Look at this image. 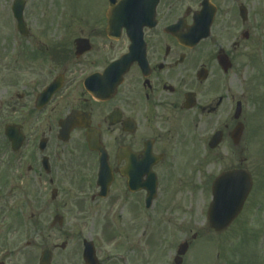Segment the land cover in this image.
I'll use <instances>...</instances> for the list:
<instances>
[{"label": "flooded vegetation", "instance_id": "1", "mask_svg": "<svg viewBox=\"0 0 264 264\" xmlns=\"http://www.w3.org/2000/svg\"><path fill=\"white\" fill-rule=\"evenodd\" d=\"M83 4L58 7L60 17L73 16L67 22L25 23L24 32L0 25V229L10 231L33 189L47 211L48 191L57 198L68 184L74 220L90 222L98 256V225L115 223L112 235L126 245L138 235L148 174L157 184L153 207L161 186L188 175L200 153L218 155L231 141L221 122L223 88L247 68L258 15L254 0H160L153 24L132 32L133 25L109 26L112 0ZM230 123L238 122L232 116ZM215 133L221 141L210 150ZM100 153L112 176L105 194L97 184ZM137 243L126 251L137 254Z\"/></svg>", "mask_w": 264, "mask_h": 264}, {"label": "rangeland", "instance_id": "2", "mask_svg": "<svg viewBox=\"0 0 264 264\" xmlns=\"http://www.w3.org/2000/svg\"><path fill=\"white\" fill-rule=\"evenodd\" d=\"M254 2L258 15L253 38L256 46L253 45V52L245 61L247 68L241 78L226 79L221 108V122L232 130L236 124L230 123L235 102L241 103L244 133L239 148L244 153L238 155L229 139L218 155L200 153L198 159H193L192 167L188 164V175L185 172L176 177L171 187L161 186V197L144 212L138 235L133 241L128 240L127 245L123 238L112 235L115 223L107 224V229L105 224H97L98 241L93 243L101 263L124 264L125 258L127 264H173L177 246L187 240L189 249L181 264H264V0ZM10 4V0H0V25L12 23ZM59 5L60 0H26L25 21L56 24L60 17ZM61 5L73 10L85 6L83 0H63ZM230 166L246 169L253 189L240 216L224 232L216 234L209 229L206 219L211 202L210 183L223 167ZM168 189L169 205L165 203ZM50 193L49 190L48 209L44 211L40 210L42 204L33 189L28 207L19 205L14 210L10 231L0 229V262L38 264L43 249L57 247L52 264H82L81 241L89 240L90 222L83 227V223L74 220V187L66 184L54 201L50 200ZM55 215L63 217L60 229L50 228ZM138 240L137 254L126 251L127 246L136 249ZM62 243H66L64 250L58 249Z\"/></svg>", "mask_w": 264, "mask_h": 264}, {"label": "water", "instance_id": "3", "mask_svg": "<svg viewBox=\"0 0 264 264\" xmlns=\"http://www.w3.org/2000/svg\"><path fill=\"white\" fill-rule=\"evenodd\" d=\"M158 1L159 0H128L126 4L120 5V9L122 10L114 14V17L116 18L114 21L115 24L120 27L124 26L125 23L128 22L129 16L133 18L131 22L138 25L150 22L154 17V9ZM123 7L128 8V12L125 13ZM22 10L23 3L21 0H18L15 4L14 12L16 14L17 21L20 24L22 23ZM238 113L239 107L236 111V114ZM241 130L242 127L240 126L235 129V132L232 135L234 140H237L240 136ZM215 142L217 143V140ZM107 177V167L103 164L99 172V178L102 180V186L104 187H107L108 184ZM146 184H149L151 192L153 193V181H147ZM250 189L251 180L249 175L244 171H235L218 178L212 187L213 200L208 210L209 227L215 232L225 230L239 215ZM55 222L60 224V218H56ZM186 250V244L180 245L177 255L183 256L186 253ZM83 256L86 264H98L89 244H85ZM176 263L179 264L180 261H177ZM39 264H50L49 251L42 252Z\"/></svg>", "mask_w": 264, "mask_h": 264}]
</instances>
